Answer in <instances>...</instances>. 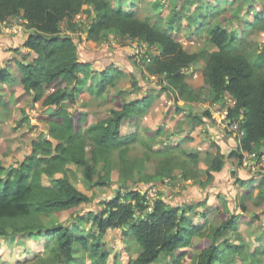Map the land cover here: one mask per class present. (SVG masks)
I'll use <instances>...</instances> for the list:
<instances>
[{"label":"trees","instance_id":"trees-1","mask_svg":"<svg viewBox=\"0 0 264 264\" xmlns=\"http://www.w3.org/2000/svg\"><path fill=\"white\" fill-rule=\"evenodd\" d=\"M205 12L200 14L199 20L203 21V29L209 26L208 42L217 50L190 53L175 38L174 19L164 28L161 23L152 24L149 19L116 7L113 0H0V22L9 24L11 19L22 16L30 30L23 45L29 52L18 63L20 82L34 103L47 108L42 117L46 133L42 132L32 141L31 154L25 161L17 168L12 167L6 177L0 158V237L36 235L52 242V246L47 244L52 248L50 264L84 261L88 250L93 264H106L108 254L101 252L98 243L103 235L115 229H121L126 235L132 231V240L140 249L128 264H154L163 255L172 256L173 264H183L187 248L200 251L193 256L191 264H236L237 260L264 264L256 259L258 253H263L260 248L253 251L251 259L245 256L244 238L238 229L248 210L247 202L240 204V214L231 212L227 200L222 199V206L212 209L222 219L215 227L209 222L211 212L202 213L203 223L192 218L196 205L203 202L174 205L164 198H156L149 208L147 195L132 189L131 184L142 180L151 186L159 185L165 177L179 171L185 179H195L198 175L191 166L198 165L202 153L180 150L178 155L175 150L178 147L169 150L154 146L162 130H146L144 137L139 133L141 117L152 107L158 94L126 101L121 108L111 109L110 115L102 120L93 119L89 112L73 110L85 93L99 98L106 94L104 101L109 100V89L117 85L123 74L114 66L94 71L91 62L80 60L78 45L71 36L63 35L64 31H85L87 39L94 42L113 35L122 41L145 43L147 48L157 50L156 54H143L145 70L149 75L160 77L163 90L189 102L222 103L227 96L233 99L227 117L232 123L238 121L244 134L231 155L241 163L245 153L261 160L264 156V50L255 54L248 52L245 33L237 35L221 23L209 22L208 19L215 18L214 10ZM85 13L91 23L82 28L77 19ZM263 17L261 10L254 22H260ZM198 34L199 30L195 36ZM195 36L190 39L194 40ZM32 53L35 58L28 60ZM200 59L205 60V68L198 88L187 82L186 71ZM96 74L101 75L99 79ZM11 79L10 75L0 74V81ZM136 85L134 82L133 86ZM48 88L53 90L49 94ZM50 108L52 111H48ZM204 117L212 120L211 111L207 110ZM127 122L135 130L123 134ZM138 144L145 148L142 156L131 154ZM212 149L205 153L211 160L206 173L208 179L225 164L221 146L214 143ZM116 156L120 182L115 196L105 200L100 211H89L81 216L78 209L90 201V197L71 182L70 166L81 169L85 182L106 187L112 185ZM57 174L63 176L45 184V178ZM236 182L246 187L245 200L264 206V174L259 181L236 178ZM68 212L79 222L73 227L83 222L93 225L91 242L72 227L44 226V216L59 217ZM229 233L234 235V240L226 238ZM197 239L203 241L201 246L196 244ZM181 251L184 252L178 256L176 253Z\"/></svg>","mask_w":264,"mask_h":264},{"label":"rangeland","instance_id":"rangeland-1","mask_svg":"<svg viewBox=\"0 0 264 264\" xmlns=\"http://www.w3.org/2000/svg\"><path fill=\"white\" fill-rule=\"evenodd\" d=\"M113 2L116 7L122 8L126 12H133L141 19H149L152 24L161 23L164 28H168V23L174 19L175 38L190 53H196L202 49L217 50L208 42L207 30L209 26L203 29L201 26L203 21L199 20L200 14L209 9H213L215 13V18L208 19L209 22L221 23L228 31L237 35L246 34L248 52L255 54L260 49L264 50V17L260 22H254V18L261 10L264 13V0H113ZM13 20L22 24L23 32H30L26 28L22 16L10 21ZM77 20L82 24V28H86L91 23V18L86 13L80 15ZM1 25L2 29L8 30L9 24L2 23ZM198 30L200 34L195 36ZM65 34L71 36L78 45L80 60L91 62L94 71L101 72L114 66L119 68L123 74L117 80V85L109 89V100L104 101L106 94L99 98L85 93L77 100L74 112L82 110L89 112L93 119L102 120L110 115L111 109L121 108L126 101L141 99L148 94H158L152 107L141 117V128L139 129L141 136L144 137L146 130L151 132L162 130L163 133L155 140L154 146L165 147L169 150L178 147L179 149H175L178 155L180 150L203 154L198 165L191 166L198 174L195 179L192 177L185 179L182 171H179L171 177H165L159 185H153L159 186L160 189L155 197L150 198L149 208L153 206L155 198H164L168 200V203L174 205L203 202L196 205V209L191 213L193 220L203 223L202 213L211 212L208 217L209 222L217 227L221 224L222 219L218 212L214 213L212 209L222 206V199L227 200L231 212L240 214H242L239 208L240 204L247 202L248 210L243 214L238 229L244 238L245 256L251 259L250 256L254 257L253 251L260 248L263 253H258L256 259L259 258L261 263L264 262V206L258 207L254 201L245 200L244 194L247 189L236 182V178L241 180L254 178L259 181L261 175L264 174V156L261 160H255L254 155L245 153L242 163L232 157L231 153L237 148L239 139H241L240 126L238 128L234 123H229L231 120L227 117L228 109L234 104L233 99L227 96L222 103H212L209 100L189 102L179 97L176 98V94L171 91L163 90V84L159 83L160 77L149 75L145 70L143 54H156L157 52V50L147 48L145 43L122 41L113 35H109L104 41L94 42L87 39L85 31L78 33L64 31L63 35ZM0 35L2 36V32ZM191 36H195V39H190ZM0 52L4 55L6 53L5 50ZM14 52L17 57L8 61H6V57L1 59L0 56V74L15 77L14 81L13 79L8 80V85L0 81L2 83V85L0 83V158L6 169V177L12 167H19L31 154L32 141L39 138L42 132L46 133L47 130V126L42 122L47 108H42L39 103H34L33 97L25 94L22 85L17 82L21 74L15 59L19 57L17 60H23V57L28 53L26 50L24 55V51ZM32 58L33 54L27 59L32 60ZM204 68L205 60L200 59L186 71L187 82L200 88ZM95 76L99 79L101 75L96 74ZM134 82L137 83L136 86H133ZM52 91L49 89V92ZM206 110H211L212 120L204 117ZM48 111H52V108ZM134 130V126L127 122L123 126L122 132L126 134ZM214 143L221 146L225 154V164L221 171L212 172V179H208L206 173L211 160L205 156V153L213 150ZM144 149L138 144L131 154L142 156ZM182 158L185 157L182 156ZM70 168L71 171L68 175L71 182L90 197V201L83 203L78 209L81 216L89 211L103 209V202L114 197L116 190L119 189L120 172L117 156L113 163L112 185L110 186H92L85 182L80 168L76 166H70ZM60 176L63 174L45 178L44 182L49 185ZM131 187L133 190L144 192L152 186L142 180L131 184ZM122 193H126V191L122 190ZM210 202H213L212 205ZM253 216H257L254 221L251 220ZM42 221L48 228L59 225L68 226L72 227L71 229L81 237L92 239L90 234L93 233V225L90 222H83L81 225L73 227L77 221L69 212L59 217L44 216ZM132 235V231L126 235L121 229H115L100 238L98 244L101 246V252L108 254L106 264H128L132 258L138 255L140 249L132 240ZM232 236L234 235L229 233L226 238L234 240ZM200 242L199 239L196 240L198 246H201L203 241ZM48 243L52 246V242L36 235L10 234L0 237V264H50L49 257L52 248H48ZM183 252L176 254L179 256ZM185 252L188 254L182 262L191 264L193 256L200 251L196 248H187ZM89 253L90 250L86 251L87 255L84 257V261L72 264H93ZM154 264H173V258L163 255ZM236 264L246 263L243 260H237Z\"/></svg>","mask_w":264,"mask_h":264},{"label":"crops","instance_id":"crops-1","mask_svg":"<svg viewBox=\"0 0 264 264\" xmlns=\"http://www.w3.org/2000/svg\"><path fill=\"white\" fill-rule=\"evenodd\" d=\"M0 24H2V23H0ZM0 32H2V36L0 35V51L5 50V52H6L5 55H8V56H5L3 53L1 54V52H0L1 59H3L4 57H6L5 59H6V61H8L11 58H16L17 56H16V53L14 51H16L17 53H19V51H24L23 52V55L25 54V50L27 51V53L29 52V50L26 49L23 46L24 43L26 42L28 36H29L28 35L29 33H25L22 30L20 32H17V33H10V32H8V30H4V28L2 29V25L0 26ZM25 36H26V38H25ZM33 58H35V55L34 54H33ZM17 59H19V57ZM17 59H15V60H16L17 63H19L20 60H17ZM20 74H21V72H20ZM11 77H12V79L14 81V78L15 77L14 76H11ZM20 79H21V76H19V80L17 82H19L21 84ZM2 83H5L6 84L7 82H2ZM2 83H1V85H2ZM10 84H12V83H10ZM7 85H8V83H7ZM22 87L24 89V86L23 85H22ZM24 93L25 94H28L25 91V89H24ZM47 93L48 94L51 93V92H49V88H48ZM28 95L31 96L30 94H28ZM209 111H211V110H209ZM210 203L212 205L213 202H210ZM131 238L133 239V236H131Z\"/></svg>","mask_w":264,"mask_h":264},{"label":"built area","instance_id":"built-area-1","mask_svg":"<svg viewBox=\"0 0 264 264\" xmlns=\"http://www.w3.org/2000/svg\"><path fill=\"white\" fill-rule=\"evenodd\" d=\"M24 21V23H26V21L25 20H23ZM7 24V23H6ZM21 26H22V24H20V23H18L17 21H15V20H13V21H11L10 23H9V27H8V32H10V33H17V32H20L21 30H23V28H21ZM229 123H231V121H229ZM228 123V124H229ZM238 128H239V122H233ZM244 133H243V131L241 130L240 131V136L242 137V135H243ZM168 182V181H167ZM180 182V181H179ZM158 189H160L159 188V186H152V187H150L149 189H147V190H145L143 193L144 194H146L147 195V199H148V201L150 200V198H152V197H155V195H156V193H157V191H158ZM151 192H153L152 194H150ZM155 200H156V198H155ZM154 200V201H155ZM154 203V202H153Z\"/></svg>","mask_w":264,"mask_h":264}]
</instances>
